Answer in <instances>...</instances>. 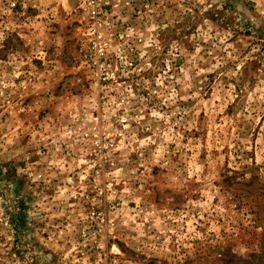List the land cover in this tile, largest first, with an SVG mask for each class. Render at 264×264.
<instances>
[{
	"label": "rangeland",
	"instance_id": "obj_1",
	"mask_svg": "<svg viewBox=\"0 0 264 264\" xmlns=\"http://www.w3.org/2000/svg\"><path fill=\"white\" fill-rule=\"evenodd\" d=\"M0 264H264V0H0Z\"/></svg>",
	"mask_w": 264,
	"mask_h": 264
},
{
	"label": "built area",
	"instance_id": "obj_2",
	"mask_svg": "<svg viewBox=\"0 0 264 264\" xmlns=\"http://www.w3.org/2000/svg\"><path fill=\"white\" fill-rule=\"evenodd\" d=\"M95 63H97V61H95Z\"/></svg>",
	"mask_w": 264,
	"mask_h": 264
}]
</instances>
